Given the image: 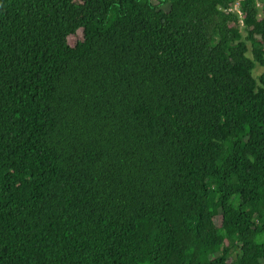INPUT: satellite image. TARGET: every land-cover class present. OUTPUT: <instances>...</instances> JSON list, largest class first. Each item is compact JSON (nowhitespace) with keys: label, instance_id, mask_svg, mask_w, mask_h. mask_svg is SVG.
Listing matches in <instances>:
<instances>
[{"label":"trees","instance_id":"obj_1","mask_svg":"<svg viewBox=\"0 0 264 264\" xmlns=\"http://www.w3.org/2000/svg\"><path fill=\"white\" fill-rule=\"evenodd\" d=\"M0 264H264V0H0Z\"/></svg>","mask_w":264,"mask_h":264},{"label":"rangeland","instance_id":"obj_2","mask_svg":"<svg viewBox=\"0 0 264 264\" xmlns=\"http://www.w3.org/2000/svg\"><path fill=\"white\" fill-rule=\"evenodd\" d=\"M241 33H242V37L244 38L246 36L245 32L243 29H241ZM248 45V53H247V56L249 58H251V49H250V46H249V43H247ZM263 72V69L259 66V65H255L254 69H253V72H252V76L255 78V80H257V77Z\"/></svg>","mask_w":264,"mask_h":264},{"label":"built area","instance_id":"obj_3","mask_svg":"<svg viewBox=\"0 0 264 264\" xmlns=\"http://www.w3.org/2000/svg\"><path fill=\"white\" fill-rule=\"evenodd\" d=\"M230 11H232L233 13H235L238 16L239 20L241 21L242 14H241V11H240V8H239V5H238L237 2L232 6V8L230 9Z\"/></svg>","mask_w":264,"mask_h":264}]
</instances>
